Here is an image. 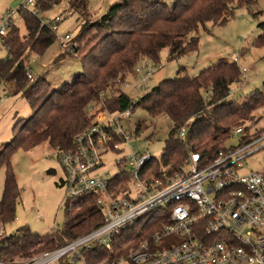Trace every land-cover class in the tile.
<instances>
[{
    "label": "trees",
    "instance_id": "1",
    "mask_svg": "<svg viewBox=\"0 0 264 264\" xmlns=\"http://www.w3.org/2000/svg\"><path fill=\"white\" fill-rule=\"evenodd\" d=\"M61 1L40 0L38 7L45 12ZM88 1L70 0V4L85 12ZM257 1L118 0L102 17L82 23L77 35L71 37L68 48L76 50L83 69L59 88H53L44 76L33 81L27 77L25 55L31 51L43 55L57 36L38 16L24 11L21 23L13 26L5 41L11 56L6 52L0 55V82L11 84L14 93L24 95L33 114L19 119L13 138L0 146V165L6 168L0 222L14 220L21 196L11 156L18 149L29 150L42 143L57 151L73 149L76 136L94 123L92 107H98V113L142 106L150 116L162 115L170 120L161 157L153 158L147 166L149 173L162 179L173 175L192 153L206 155L217 150L229 140L233 127L258 121L264 112V81L262 88L244 99L227 100L233 85L242 81L236 60L220 59L194 76L181 66L176 76L161 80L137 102L120 88L128 74L146 59L159 63L164 49L168 50L169 60L197 51L200 28L207 23L224 25L238 8ZM258 27L261 32L253 45L264 47V21ZM91 31L99 32L98 37L80 48L78 44L90 41ZM210 90L213 95L206 100L205 93ZM182 126H186V135L180 140L177 134ZM145 127L146 120H139L136 131L140 133ZM116 180L122 187V174ZM96 201L93 194L66 199L65 225L56 231L37 234L24 225L5 235L0 238L1 258L26 260L83 235L103 221L104 213Z\"/></svg>",
    "mask_w": 264,
    "mask_h": 264
},
{
    "label": "built area",
    "instance_id": "2",
    "mask_svg": "<svg viewBox=\"0 0 264 264\" xmlns=\"http://www.w3.org/2000/svg\"><path fill=\"white\" fill-rule=\"evenodd\" d=\"M39 1L23 0L0 14V55L11 56L5 41L24 11L56 32L61 16L48 18L47 11L39 10ZM156 65L135 67L136 90H150ZM241 71L244 78L246 67ZM26 74L35 79L31 67ZM212 95V90L206 92L205 99ZM96 110L91 111L94 123L76 136L75 147L56 152L66 198L95 195L103 221L26 260L5 261L0 255V264H264V112L256 122L233 127L229 140L235 143L225 142L206 155L192 153L173 175L162 179L148 172L155 156L140 151L124 155L131 136L120 123L132 110ZM185 135L182 126L177 136L183 140ZM112 152L122 156L117 160L119 172H99ZM257 152L262 153L259 166L250 167L248 158ZM118 174L123 176L122 187L117 186ZM5 231L0 222V238Z\"/></svg>",
    "mask_w": 264,
    "mask_h": 264
},
{
    "label": "rangeland",
    "instance_id": "3",
    "mask_svg": "<svg viewBox=\"0 0 264 264\" xmlns=\"http://www.w3.org/2000/svg\"><path fill=\"white\" fill-rule=\"evenodd\" d=\"M22 1L0 0V14L8 8L17 7ZM116 1L118 0H89L88 9L84 12L82 9L78 10L71 6L70 0H62L48 10L46 12L48 18L60 15L62 19L56 30L57 37L46 52L38 56L31 51L24 57L27 67H31L34 76H44L53 88H59L64 83L72 81L83 67L80 58L75 54L76 50L68 48L71 45V39L65 40L64 35L69 33L73 38L79 32L82 23L93 22L102 17ZM254 13H257L256 16ZM262 21H264V0H258L250 7L238 8L235 16L224 25L213 26L212 23H207L206 27L200 28V45L197 51L174 60L168 59L167 49L161 52L154 75L148 81L149 89L165 78L176 76L181 66H185L188 74L194 76L220 59L236 60L241 67H246V75L241 82L233 85L227 100L244 99L254 90L263 87L264 47L253 45L255 37L261 32L258 24ZM22 32H25L23 25ZM98 35L99 32L91 31L89 37L91 39L88 43L77 44L80 48L86 47ZM33 58L35 61L31 60ZM143 62L150 65L155 63L150 59ZM132 73L128 74L120 88L129 97L135 99L137 96L144 95L145 91L134 88ZM0 99L1 146L13 138L17 122L21 118L30 117L33 114V108L24 95L14 93L13 86L5 82H0ZM90 110L93 111L94 107ZM139 120H146V127L140 133L136 131ZM120 124L131 136V140L125 146L124 155L140 151L150 153L156 158L161 157L171 128V122L167 117L162 115L152 117L142 106H137L132 109L130 116L121 120ZM235 142L236 140L231 139L226 144L231 145ZM120 157H122L120 154L114 152L106 155L105 164L99 172H108L110 175L118 173L120 168L117 160ZM261 158V152L255 153L253 157L248 158V165L258 167V160ZM10 159L21 189V196L14 220L5 224V234H13L24 225L29 226L32 232L37 234H47L61 229L66 221L67 198L66 189L61 183L64 172L56 150L48 143H42L29 150L18 149ZM5 173V165H0V199Z\"/></svg>",
    "mask_w": 264,
    "mask_h": 264
},
{
    "label": "crops",
    "instance_id": "4",
    "mask_svg": "<svg viewBox=\"0 0 264 264\" xmlns=\"http://www.w3.org/2000/svg\"><path fill=\"white\" fill-rule=\"evenodd\" d=\"M145 64V63H144Z\"/></svg>",
    "mask_w": 264,
    "mask_h": 264
}]
</instances>
